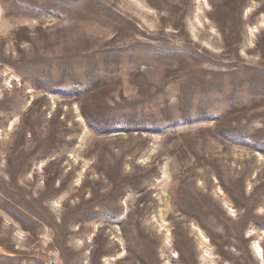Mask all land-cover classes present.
I'll return each instance as SVG.
<instances>
[{"label":"rangeland","instance_id":"374dc122","mask_svg":"<svg viewBox=\"0 0 264 264\" xmlns=\"http://www.w3.org/2000/svg\"><path fill=\"white\" fill-rule=\"evenodd\" d=\"M0 264H264V0H0Z\"/></svg>","mask_w":264,"mask_h":264}]
</instances>
